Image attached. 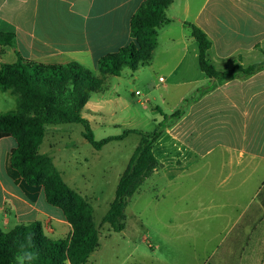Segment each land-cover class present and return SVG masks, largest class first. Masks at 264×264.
<instances>
[{
    "label": "rangeland",
    "instance_id": "rangeland-1",
    "mask_svg": "<svg viewBox=\"0 0 264 264\" xmlns=\"http://www.w3.org/2000/svg\"><path fill=\"white\" fill-rule=\"evenodd\" d=\"M184 1L179 0L180 7ZM203 1L191 0L193 8ZM194 46L197 48L195 42ZM163 47L160 44L157 48L150 62L152 67L143 65L138 71L124 67L117 76H105L103 89L99 92L108 102L97 105L102 114H92L91 107H88L90 111L85 108L81 112L89 122L95 141L121 135L125 129L152 132L159 124L164 130L170 128L173 124L171 116L178 110H186L199 97L202 89H196L192 94L191 86L178 84L188 80L199 82L205 77L194 56L197 51L190 50L176 72L169 74L168 69L175 62ZM257 60L264 62V54ZM215 65L220 70V66ZM160 77L166 81H159ZM223 79L229 77L223 76ZM255 80L264 82V74ZM208 87L209 84L202 88ZM97 99L95 95L91 97V106L96 105ZM231 103L236 105L235 108ZM247 104L249 109L245 115L237 98L226 101L219 96L212 103L209 99L204 100L201 110H194L182 125L185 132L193 131L197 135L190 141L196 147L193 154L185 153L182 146L169 142L166 136L153 145L158 167L129 200L122 232L112 231L101 220L140 138L131 134L95 150L82 137L81 125L47 126L42 150L51 149L56 169L62 173L64 182L93 210L99 247L86 264H192L196 243L199 264H204L207 261L205 253L213 247L223 246L226 228L234 221L242 224L238 223L241 218L237 211L232 214L231 221L212 216L221 212L220 207L228 200L222 195L229 187L223 180H246V185L233 196L241 197L237 201L241 205L239 210H247L249 214L264 203V94L247 98ZM13 108L15 104L9 102L0 104L2 113ZM227 146L234 150L226 152ZM240 150H245L244 159H239ZM186 156L189 157L187 160ZM202 180L211 182L204 184ZM205 209L209 210L201 214L198 222H191L195 218L190 213L179 216L180 212ZM253 223L258 227L257 233L264 231V217ZM177 225L211 229L207 233L186 236L176 232ZM177 236L180 238H175Z\"/></svg>",
    "mask_w": 264,
    "mask_h": 264
},
{
    "label": "crops",
    "instance_id": "crops-1",
    "mask_svg": "<svg viewBox=\"0 0 264 264\" xmlns=\"http://www.w3.org/2000/svg\"><path fill=\"white\" fill-rule=\"evenodd\" d=\"M145 1L0 0V34L13 35L10 45H0V68L14 64L20 57L44 65H66L73 62L89 70L96 77H100L98 60L129 46L132 41L131 18ZM166 15L169 22L157 31V45L152 58L162 44L164 51H167V55L174 58L175 62L168 69L169 74L176 72L190 50L197 51L194 56L198 58V49L194 46L186 23L201 29L211 41L207 59L212 66L214 64L220 66V70L213 66L218 72L230 71L235 66L247 67L260 63L257 57L264 54V0H204L195 8L191 0H185L182 7L179 0H173L166 10ZM150 62L146 64L149 68L152 67ZM262 74L264 71L250 76L236 74L229 79H223V76L209 79L205 76L199 82L192 80L178 82V84L184 83L181 85L191 86L192 94L196 89H202V92L186 107V110L182 111L181 116L170 128L165 127L158 141H161L162 136H166L169 142L182 146L185 153L193 154L196 152V147L190 144V141H193L197 135L195 136L193 131L185 132L182 128L193 111L199 112L204 100L209 99L212 103L215 98L221 96L226 101L237 98L239 105L244 107L246 115L249 109L247 98L264 94V82L255 80ZM165 81L166 79L163 78L162 82ZM207 84L209 87L203 89L202 87ZM93 95L98 98V102L91 106ZM93 95L83 110L86 108L90 111L88 107H91L92 114H102L98 108L108 101L100 92ZM8 102L15 104L16 108L15 96L10 91H0V104ZM231 104L235 108L236 102ZM15 108L10 111H14ZM0 114L3 113L0 111ZM43 143L44 141L40 146V153L47 154L55 165L54 154L51 149L42 150ZM15 147L16 142L11 137L0 140L1 230L8 232L16 226L39 221L46 236L54 240L65 239L71 229L62 211L46 202L41 186L27 185L11 167V152ZM231 150L234 149L227 146L225 151L229 153ZM245 154V150H240L239 159H244ZM184 158L187 160L189 157ZM60 174L62 177L61 172ZM206 182L209 183L211 180H202V183L206 184ZM223 183L226 187L229 186L222 193L228 200L220 207L221 212L217 211L212 216L231 221L232 214L237 211L239 212L237 216L241 218V222L238 223L242 224H235L237 221H234V224L226 228L225 243L205 253L207 261L203 263L264 264V236H262L264 231L257 233L258 227L253 223L254 220L257 222V219L264 217V203L249 214L247 210H239L241 205L237 201L241 197L233 196L246 185V180H223ZM208 210L180 212L179 216L190 213L195 218L191 222H198L201 214ZM210 229L208 226L197 225L175 227L177 233L184 235L207 233ZM210 237L215 238L212 235ZM195 248L198 249L197 243L192 250L191 262L193 264L194 260V264H199L201 260Z\"/></svg>",
    "mask_w": 264,
    "mask_h": 264
},
{
    "label": "trees",
    "instance_id": "trees-1",
    "mask_svg": "<svg viewBox=\"0 0 264 264\" xmlns=\"http://www.w3.org/2000/svg\"><path fill=\"white\" fill-rule=\"evenodd\" d=\"M172 3L173 0H146L139 7L130 21L131 43L98 60L100 77L77 63L44 65L20 57L14 64L0 68V91H10L16 100L14 111L0 114V140L11 137L16 142L11 152V167L27 185L43 188L46 202L62 211L71 229L67 238L54 240L46 236L39 221L16 226L8 232L0 228V264H86L99 247L92 207L64 182L52 159L39 151L47 126L81 125L82 137L95 150L131 134L140 138L101 220L114 232L125 229L129 200L158 167L153 145L164 127L159 124L152 132L125 129L121 135L95 141L89 122L81 112L90 97L103 89L106 75L117 76L124 67L136 71L151 61L157 31L169 22L166 10ZM185 26L197 45L198 67L207 78L250 76L264 71V62H260L247 67L235 66L227 73L218 72L207 59L211 41L206 34L193 24ZM12 38V34H0V45H10ZM181 113L178 110L171 116L173 123Z\"/></svg>",
    "mask_w": 264,
    "mask_h": 264
},
{
    "label": "built area",
    "instance_id": "built-area-1",
    "mask_svg": "<svg viewBox=\"0 0 264 264\" xmlns=\"http://www.w3.org/2000/svg\"><path fill=\"white\" fill-rule=\"evenodd\" d=\"M159 80L162 82L163 81V78H160Z\"/></svg>",
    "mask_w": 264,
    "mask_h": 264
}]
</instances>
